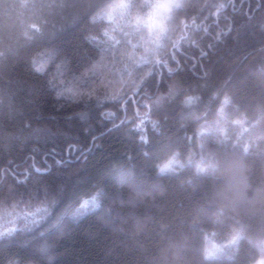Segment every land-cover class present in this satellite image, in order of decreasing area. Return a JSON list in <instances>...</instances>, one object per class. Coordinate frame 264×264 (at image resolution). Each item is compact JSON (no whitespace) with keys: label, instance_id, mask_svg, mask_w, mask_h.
I'll return each mask as SVG.
<instances>
[{"label":"trees","instance_id":"1","mask_svg":"<svg viewBox=\"0 0 264 264\" xmlns=\"http://www.w3.org/2000/svg\"><path fill=\"white\" fill-rule=\"evenodd\" d=\"M10 2L19 5L31 0ZM94 2L104 5L119 0ZM187 2L191 6L179 11L177 27L169 33L167 47L161 50L169 53L165 56L168 64L155 68L156 84L160 92H166L168 84L181 76L198 85L207 74L214 89H220L221 99L227 93L241 101L239 111H234L231 105L225 106L228 119L246 117L243 127H248L261 101L258 72L264 62V35L260 28L264 24V0ZM218 5L225 7L218 9ZM72 16L70 10L51 15L19 7L7 15L0 12V37L15 38L25 27L33 34V40L20 49L19 57L0 64V87L19 80L39 88L38 92H32L24 86L18 91V117L9 120L0 115V134L27 137L23 143L14 141L6 154L0 153V188L19 193L15 198H0V233L11 240L7 246H0V264H37L48 257L52 264H200L205 247L211 250L213 245H225L231 237L227 220L221 225L211 222L202 225L194 238L188 231L196 210L206 206L214 192L223 188L230 178L229 172L221 171L215 182L202 178L193 187L197 183L194 164L200 158V148L195 138L189 141L185 136L194 137L204 119L185 120L184 128L180 127V120L189 112L205 113L204 104L210 93L205 92L202 101L183 108L180 105L184 96L174 101V119L167 124L163 136L176 145L178 160L186 167L177 176L163 179H158L156 169L149 167L136 183L145 192L153 183H159L163 191L136 198L130 187L120 184L118 171L113 166L139 172L145 164L147 150L140 137L152 141L148 147L162 139L151 123L161 117L151 112L148 120L138 118L137 112L148 110L141 103H133L142 97L131 91L132 82L139 81L153 67L152 63L144 62V49L133 47L141 36L147 35V29L124 37L119 29L112 31L116 25L103 16L95 21L84 17L73 21ZM116 19L119 21L118 16ZM180 21L187 27L179 26ZM59 22L65 26L47 34L52 24ZM89 24L95 27L89 30ZM105 31L108 36L104 35ZM124 31L132 30L124 28ZM173 40H180L181 46L169 52ZM48 48L59 53L58 61L67 62L66 70L58 72L56 65L51 64L43 73L34 71L33 58L39 61V54ZM102 49L107 50L103 60L107 67L98 66L93 71V65L101 60ZM147 59L151 61L152 57ZM122 78L126 81V98L120 103L106 98L120 87ZM195 94H200L198 89ZM219 107V100L213 102L207 109L206 119L214 120ZM121 120L126 123L121 125ZM28 123L31 128L24 129L23 125ZM240 127L228 124L229 136L235 139ZM32 129L40 132L32 133ZM208 147L215 150L211 140ZM190 155L192 165H188ZM164 159L160 155L151 163ZM244 165L248 169L249 184H259L264 162L258 156L249 155ZM37 168L54 185L57 182L65 185L57 202L39 212L36 208L43 193L30 187L28 180ZM107 169L112 171L101 177ZM94 181H99L106 193L118 195L124 201L106 202L115 217L111 225L98 219L103 209L94 208L90 200L84 207L78 206V195L87 193L83 198L88 199L95 192L91 187ZM229 196L233 197L234 193L230 192ZM225 215L250 225L247 238L237 245L232 261L210 258L205 264H257L264 260V229L259 219L249 217L242 208L229 207ZM184 237L195 245L198 250L195 255L190 248H173ZM41 246L47 249L42 255L38 253Z\"/></svg>","mask_w":264,"mask_h":264},{"label":"snow or ice","instance_id":"2","mask_svg":"<svg viewBox=\"0 0 264 264\" xmlns=\"http://www.w3.org/2000/svg\"><path fill=\"white\" fill-rule=\"evenodd\" d=\"M190 6L187 0H119V2L104 5L97 4L94 0H31L29 3H21L19 5L10 2V0H0V12L4 15H7L17 7L28 8L33 13H48L51 15H61L65 11L70 10L73 12V21L79 20L81 17L90 18L91 21H95L103 16L116 25L112 31L119 29L124 37L130 36L134 32H142L144 28L147 29V35L141 36L133 47H142L145 52L144 62L152 63L153 67L141 76L139 81L132 82L134 83V87L131 88V91L133 94L142 97V100L133 101V103H141L148 110L143 113L137 112L138 118L142 116L145 120H148L151 112H155L161 117L160 120L151 121V123L155 131L161 133L162 139L157 141L152 147H148L152 144V141H146L144 136L140 137L141 143L147 150L144 152L145 164L140 168L139 172L133 169L125 170L116 165L113 166L118 171L120 184L130 187L138 199H143V197L151 195L153 192L163 191L159 183H153L147 192L143 191L136 183L137 179L143 176L149 167L156 169L158 179L177 176L186 167L185 164L180 163L178 160L179 153L175 150L176 145L170 138L163 136L167 124L174 119L173 113L176 108L174 101L180 96H184V101L180 105L183 108L194 104V102L202 101L205 92L210 93L207 102L204 104L205 113L196 115L193 112H189L187 115L181 116L180 120V127L184 128L186 127L183 123L185 120L192 119L199 121L204 119V123L199 126L194 137L185 136V139L189 141L195 138L199 142L200 148V158L194 164L197 183L193 187L198 186L202 178L215 182L218 179V173L221 171L230 173V178L225 186L214 192L212 199L206 206H201L196 210L191 218V222L188 224V231L191 237L194 238L201 229V226L208 222L214 225L224 224L226 220L230 222L231 237L227 243L220 246L213 245L211 250L208 247L203 249L200 264H205L210 258L232 261L237 245L240 241L247 238L250 225L237 219L235 216L226 217L225 210L227 208L231 207L233 210L242 208L249 217L258 218L261 229H264V169H262L259 184L250 185L247 175L248 169L244 165V160L249 155L258 156L264 162V62L261 63L258 72L261 84V101L255 108L254 118L248 124V127H243V124L247 121L246 117L235 120L228 119V115L224 111L225 106L231 105L234 111H239V107L242 106L241 101L236 100L234 96H230L227 93L221 99L220 89H214L213 83L207 74L201 78L202 82L198 85L190 83L187 77L181 76L180 79L168 84L166 92H160L159 85L155 81L154 72L156 67L161 65L167 66L168 60L165 56L169 54L162 53L161 50L167 47L166 41L169 38V33L177 27L175 22L179 11ZM200 7L204 8L207 5H200ZM222 7H225V5L217 6L218 9ZM146 9L147 14L145 16ZM117 16L119 17V21L116 19ZM44 23L46 24L47 20ZM64 26L62 22L53 23L52 28L47 34L55 33ZM179 26L187 27L183 21H180ZM88 27L91 30L95 26L94 24H89ZM241 27L243 28L244 26ZM124 28H130L132 31H124ZM260 28L262 35H264V24ZM104 35L108 36L109 34L105 31ZM109 39H112V37H109ZM32 40L33 34L27 27L15 38L11 36L0 37V64H3L10 58L19 57L20 49ZM180 46V40L171 41L169 52H175ZM106 51V49L101 50V60L93 65V71L98 66L107 67V65L103 64ZM39 56V61L35 58L32 60V68L36 73H43L45 67L51 64L56 65L58 72L66 70L67 62L63 59H59L58 61L59 53L54 48L46 49ZM148 56L152 57L151 61L147 59ZM171 58L174 60L175 56ZM170 75L180 74L170 73ZM129 76H131V72H129ZM125 83L126 81L122 78L119 81L120 87L115 89L106 98L116 100L117 103L123 101L127 96V91L124 90ZM49 84H52V81H49ZM24 86H27L32 92L39 91L38 86L34 83L28 84L19 80L9 81L7 85L0 87V115L9 120L19 116L17 93ZM52 86L55 87V85ZM153 88L156 89L155 92L151 91ZM197 89L200 94H195ZM217 100L220 102V107L216 109V118L209 121L206 119L207 109ZM125 123V120H121V125ZM228 124L241 126L235 139L231 138L228 134ZM113 126L118 127L115 124ZM136 127L139 128L140 124H137ZM23 128H31V124H24ZM39 132V129H32V133L38 134ZM26 138L10 136L6 133L0 134V153L6 154L14 141L23 143ZM210 140L214 143L215 150H209L208 145ZM160 155L165 157L163 162L151 163L154 159H159ZM192 163L190 155L188 165H192ZM174 165H178V167H174ZM111 171L112 169H107L105 173H101L100 175L102 177ZM40 173L41 169L37 168L35 174H29L28 176L30 187L43 193V199H41L40 205L36 208V212L41 211L42 208L46 210L49 206L55 204L65 189V185L62 182H57L54 185L50 177L41 175ZM91 187L95 188V192L88 199L83 198V195H87V193L77 196L78 206L82 208L90 200L94 208L103 209L98 219L106 225L113 224L115 217L111 215V208L110 206H106V202H116L119 200L121 203H124V201L118 195L106 193L100 187L99 181H94ZM230 192L234 193V196L231 198L229 196ZM17 195L19 193L16 191L0 188V198L4 200L15 198ZM29 215H34V213H29ZM10 243L11 240L8 236L0 233V246H7ZM181 247L190 248L193 255L198 252L195 249V245L190 244L188 237H184L181 243L173 245V248L176 249ZM46 252V248L42 246L38 248L39 254L42 255ZM37 264H52L51 257H48L43 262L38 261Z\"/></svg>","mask_w":264,"mask_h":264},{"label":"rangeland","instance_id":"3","mask_svg":"<svg viewBox=\"0 0 264 264\" xmlns=\"http://www.w3.org/2000/svg\"><path fill=\"white\" fill-rule=\"evenodd\" d=\"M257 264H264V260L259 261Z\"/></svg>","mask_w":264,"mask_h":264}]
</instances>
